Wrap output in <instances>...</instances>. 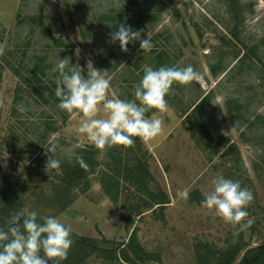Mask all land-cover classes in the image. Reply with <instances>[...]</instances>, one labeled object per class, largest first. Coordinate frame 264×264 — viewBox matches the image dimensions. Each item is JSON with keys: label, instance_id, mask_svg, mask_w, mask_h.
<instances>
[{"label": "rangeland", "instance_id": "1", "mask_svg": "<svg viewBox=\"0 0 264 264\" xmlns=\"http://www.w3.org/2000/svg\"><path fill=\"white\" fill-rule=\"evenodd\" d=\"M0 23V173L17 186L24 209L58 217L77 237L123 243L136 229L140 243L159 255L161 264H197L195 247L201 244L212 250L236 243L247 249L264 246V0H0ZM120 24L141 30V38L152 41L151 50L133 41L122 52L110 40ZM163 52L167 59L158 57ZM65 57L82 69L91 60L108 71L122 99H134L144 65L190 64L200 77L186 85L173 83L165 97L167 110L156 111L165 122L158 135L98 150L76 132L82 114L56 107L52 69ZM38 63L45 72L40 83L28 73ZM211 69L220 75L214 77ZM207 93L211 99L191 125L201 146L190 125L182 123L181 112ZM51 141L64 151L53 154L60 167L46 172ZM232 143L241 163L232 162ZM84 151H96L98 165L71 190L74 199L62 210L58 202H68L67 190L56 194L51 186L77 164L73 153L82 157ZM135 157L151 176L149 192L144 182H133ZM217 174L238 180L253 194L247 207L253 223L244 231L201 203L176 196L188 188L204 197ZM102 182L112 196L118 183L117 202ZM150 196L167 197L169 204L154 206L155 212L141 218L130 214L131 206H144ZM129 215L134 225L124 221ZM85 264L102 262L91 257Z\"/></svg>", "mask_w": 264, "mask_h": 264}, {"label": "clouds", "instance_id": "2", "mask_svg": "<svg viewBox=\"0 0 264 264\" xmlns=\"http://www.w3.org/2000/svg\"><path fill=\"white\" fill-rule=\"evenodd\" d=\"M110 40L118 42L122 52L133 41H139L142 50L153 47L148 36L141 38V30L125 24L111 33ZM52 72L56 74L53 77L54 94L58 98L56 107L73 116L82 114L76 132L98 150L129 146L134 143L133 138L147 141L158 135L164 120L157 112L151 116L146 113L150 109L167 110L165 97L173 83L186 85L200 77V72L190 64L182 68L144 65L142 76L133 86L134 99H122L119 90L111 87L109 72L95 68L91 60L82 69L79 65H70L68 57L59 58ZM58 150L64 151L57 142H49L45 150L50 154L45 161L46 172L60 167L61 161L53 155ZM73 155L78 165L87 169L84 159ZM212 184L201 206L213 210L238 231L250 227L253 220L247 207L253 200L251 190L223 174H217ZM176 196L187 200L189 189L179 190ZM71 245V228L58 217L21 209L10 216L6 230L0 228V264H61Z\"/></svg>", "mask_w": 264, "mask_h": 264}, {"label": "trees", "instance_id": "3", "mask_svg": "<svg viewBox=\"0 0 264 264\" xmlns=\"http://www.w3.org/2000/svg\"><path fill=\"white\" fill-rule=\"evenodd\" d=\"M0 30L4 31L3 26L0 23ZM2 44V39L0 38V45ZM159 58L165 57L166 59L168 56L166 53H160L158 56ZM5 61V60H4ZM6 62V61H5ZM35 70L28 71L30 77L40 83L41 79L40 76H45L44 69L40 67V63L37 65L35 64ZM162 66V65H161ZM170 67L169 65H164ZM6 67L10 68L12 72L16 76H21L20 72L16 70L10 63H6ZM224 71V70H222ZM211 72L214 77H218L220 73L211 69ZM25 80V77L23 78ZM45 90L48 88L44 87ZM36 93H38L35 90ZM39 94V93H38ZM42 96V95H40ZM211 99L210 93L203 95L198 102H196L191 108L188 110L181 112L182 123L184 125H190L188 130L192 134V138L196 144L201 145L202 141L197 136V131L192 129L193 119L198 118L199 113L203 111L206 106L208 105ZM175 108V107H174ZM155 109H150L147 116H151L152 112H156ZM230 116L232 121L236 120V117L230 112ZM55 131L54 128L50 127V131ZM241 136H244L241 133ZM137 142L139 138H135ZM202 146V145H201ZM230 150L234 151L235 159L234 163H241L240 154L238 149L234 143L229 146ZM87 149V148H84ZM139 149V146H138ZM142 151V149H140ZM96 151H84V155L82 158L87 163V169H82L78 163L73 167H67L63 173L61 178H59L58 182L52 184L51 188L54 189V192L59 190H67L68 199L66 201H59L58 205L63 208H66V205L72 203L73 197L70 194L72 189L80 185V181L86 179L88 176L94 173L96 166L98 165L95 159ZM136 158V157H135ZM122 159L119 157V164H121ZM136 168L132 169L135 172H138L137 175L134 177L133 182L139 184L144 182V191L149 192L147 188V181L151 179V176L145 167L144 163L141 159H135ZM3 180L0 181V228H7V221L10 216L24 209V205L22 200L20 199L17 193V186L11 183L9 177L5 174ZM112 179V177H108ZM148 179V180H147ZM103 183V182H102ZM104 184V185H103ZM103 187L106 192L109 194L108 196L114 202L118 200V191L119 185L118 183L114 184L116 188L115 194L112 196L111 192L107 189V185L103 183ZM153 200L146 202L144 206H131L129 210L130 214L133 212L135 217L141 218L143 213L150 211L155 212L154 206H158V208H164L165 205L169 204L167 197L163 196H150ZM60 198V197H59ZM203 196L198 191H193L189 193V197L186 200L188 203H198L200 204L203 200ZM144 209V211H143ZM124 221L129 225H134L133 215H129L124 218ZM72 245L70 246L69 250L67 251L66 257L61 261V264H85L87 260L91 257L100 260L102 264H161V260L159 255L150 253L147 251L143 245L140 243L136 229H133L130 236L128 237L127 242L117 243L115 241H110L106 239H90L85 237H77L71 233ZM246 245H241L236 243L234 245H230L225 249L220 250H212L208 245H198L195 247V255L197 264H264V246H258L255 248H246ZM244 252L240 258L241 252ZM239 260V261H238Z\"/></svg>", "mask_w": 264, "mask_h": 264}]
</instances>
